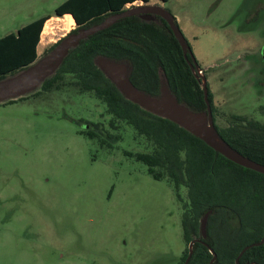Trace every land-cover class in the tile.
I'll return each mask as SVG.
<instances>
[{"label": "rangeland", "instance_id": "rangeland-1", "mask_svg": "<svg viewBox=\"0 0 264 264\" xmlns=\"http://www.w3.org/2000/svg\"><path fill=\"white\" fill-rule=\"evenodd\" d=\"M65 1L0 0V38ZM162 8L204 71L216 124L230 115L264 123V0H168ZM58 19L46 23L49 44L37 60L77 28ZM72 82L65 76L57 88L0 104V264H177L187 247L186 189L181 203L166 178L127 156L153 146L126 123L111 128L105 105ZM86 123L102 125L104 145L84 135Z\"/></svg>", "mask_w": 264, "mask_h": 264}, {"label": "trees", "instance_id": "trees-1", "mask_svg": "<svg viewBox=\"0 0 264 264\" xmlns=\"http://www.w3.org/2000/svg\"><path fill=\"white\" fill-rule=\"evenodd\" d=\"M151 1L154 0H66L51 14L0 38V80L15 75L37 60L36 48L49 18L71 15L77 28L70 33H75L122 12L129 4ZM156 1L165 3L168 0ZM174 23L178 26L175 18ZM186 42L188 61L200 67ZM99 56L125 63L128 78L139 91L157 97L161 84L166 83L180 104L193 112H205L201 80L185 61L168 24L158 16L152 20L132 16L117 21L69 50L40 90L57 88L65 76H70L72 84L81 93L90 94L105 105L111 128L117 129L119 122L126 123L153 146L151 153L125 154L144 164L153 179L166 178L181 203L180 188L186 189L187 202L182 204L181 227L187 247L177 264H183L187 258L188 244L193 239H200L199 223L208 210L212 213L207 221L206 239L202 241L206 245L201 241L194 243L188 264H209L213 257L209 250L216 255L213 264H236L242 249L258 243L264 233V174L236 165L176 124L126 100L97 67ZM206 87L219 138L244 157L264 165V123L230 115L226 126H218L213 94L208 83ZM86 124L84 135L89 139H100V144L104 145L99 135L103 133L102 125ZM238 264H264V243L245 251Z\"/></svg>", "mask_w": 264, "mask_h": 264}, {"label": "water", "instance_id": "water-1", "mask_svg": "<svg viewBox=\"0 0 264 264\" xmlns=\"http://www.w3.org/2000/svg\"><path fill=\"white\" fill-rule=\"evenodd\" d=\"M132 16H140L144 20H152L154 16H158L168 24L183 52L185 61L196 78L201 80L206 111L193 112L185 105L180 104L171 94L166 83L161 84L160 94L157 97L139 91L130 82L128 78V67L123 62H117L99 56L96 58L97 67L116 86L126 100L136 104L141 109L154 116L176 124L236 165L264 174V165L244 157L219 138L213 121L210 103L208 101L206 87L207 80L203 75L204 71L197 65V63H190L188 61V46L183 33L180 28L175 25L174 17L159 5L142 3V5L133 6L120 13L110 15L99 24L92 25L88 28H81L75 33H68L62 37L49 52L36 60L33 64L13 76L0 80V104L10 100H17L39 89L42 83L55 73L63 59L67 56L69 50L77 47L80 41L87 39L89 36H92L99 31L109 28L121 19ZM211 213L212 211L208 210L201 218L199 223L200 239H193L188 244V256L183 264H188L192 255L194 243L198 241L202 242L206 239L207 221ZM263 243L264 233L258 243L248 245L242 249L235 263L238 264L239 258L245 251L251 247L261 246ZM203 244L206 245L205 243ZM209 251L213 256L209 264H213L216 255L212 250Z\"/></svg>", "mask_w": 264, "mask_h": 264}, {"label": "crops", "instance_id": "crops-1", "mask_svg": "<svg viewBox=\"0 0 264 264\" xmlns=\"http://www.w3.org/2000/svg\"><path fill=\"white\" fill-rule=\"evenodd\" d=\"M150 3H153V4H155V5H159V6H161V7H163V2H160V1H156V0H154V1H151ZM149 3V4H150ZM139 4H142V2H140ZM49 15V14H48ZM64 17V16H63ZM55 17H51V18H49L46 22H45V24L47 23V22H49V21H51L52 19H54ZM45 24H44V26H45ZM43 33V32H42ZM42 33L40 34V40H39V44L37 45V48H36V52H37V57H39L40 55H41V53L43 52V50L46 48V46L49 44V42H47L46 44L47 45H45V47H43L42 46Z\"/></svg>", "mask_w": 264, "mask_h": 264}, {"label": "bare ground", "instance_id": "bare-ground-1", "mask_svg": "<svg viewBox=\"0 0 264 264\" xmlns=\"http://www.w3.org/2000/svg\"><path fill=\"white\" fill-rule=\"evenodd\" d=\"M59 21H61L65 26L70 27L71 25H73L74 23V19L71 15H65L64 17H62V19H58ZM46 25L44 26L43 30H42V34H44V31L46 29Z\"/></svg>", "mask_w": 264, "mask_h": 264}, {"label": "flooded vegetation", "instance_id": "flooded-vegetation-1", "mask_svg": "<svg viewBox=\"0 0 264 264\" xmlns=\"http://www.w3.org/2000/svg\"><path fill=\"white\" fill-rule=\"evenodd\" d=\"M129 5H132V4H129Z\"/></svg>", "mask_w": 264, "mask_h": 264}]
</instances>
